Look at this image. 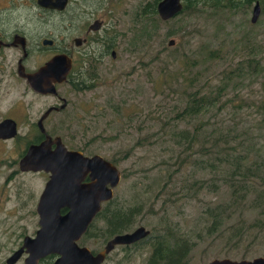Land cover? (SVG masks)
Wrapping results in <instances>:
<instances>
[{
  "label": "rangeland",
  "instance_id": "obj_1",
  "mask_svg": "<svg viewBox=\"0 0 264 264\" xmlns=\"http://www.w3.org/2000/svg\"><path fill=\"white\" fill-rule=\"evenodd\" d=\"M145 1L147 0H109V34H121L116 35L114 40L116 57L113 58L109 53L102 63L96 65L94 69H97L98 77H94L98 79L97 86L90 91H84L83 95H74L73 101L78 103L75 104L78 107L73 110L81 117L82 127L85 124L91 127L90 136H97L94 146L98 154L112 158L128 151L126 158L119 161L118 167L122 177L115 194L117 201L124 207L141 204V211L136 215L134 226L140 222L154 233V230L170 225L179 229L183 237H192L195 247L188 256V264H205L220 258L251 260L264 257V230L258 239L254 240L257 228L248 229L244 240L241 238V241L236 239L233 242L232 246L237 250L229 251V246L225 244L230 234L226 233L221 237L222 232H217L216 228H206L211 220L207 218L211 217L207 214V205L219 201L224 202L226 206L231 198L230 190L223 184L216 193L207 191L206 188H198L202 180L210 177V167L205 165L206 156L202 151H193L199 147L200 141L194 142L192 149H186V141L180 142L173 138L171 130L166 128L173 124H164L166 119L169 121L176 114L173 109L182 104L184 89L205 83L206 79L200 77L203 70H206L208 76L213 78L212 82H215V77L222 73L223 68L236 63L247 53L245 44H248L247 37L251 32L255 33L254 39L264 45L262 6L260 5L261 12L255 23L250 20L252 5L246 13L229 15L227 12L207 9L196 14H179L162 21L156 42L148 47L149 55L144 59L145 62L159 51L160 44L167 45L170 38L174 39V45L177 46L175 52L187 51L190 48L197 56H204L206 47H221L222 56L200 60L201 69H198L195 66H187L179 58L173 60V49L164 51L160 54V66L167 62L172 71L185 67L190 71L185 73L189 81L181 79L176 81L172 88L161 89L156 77L158 63L142 65L127 45L126 30L135 9ZM171 25L174 26L175 33L166 36ZM186 29L190 31L187 32ZM230 42L238 47L243 44L242 50L234 51ZM96 51L98 52V49ZM258 58L264 61V51ZM92 60L93 58L90 64ZM88 70L90 68L86 71ZM119 74L123 76L116 78ZM17 78L15 75H1L0 71V120L6 115H11L17 116L21 121L18 134L14 138L0 141V264L5 263L11 253L21 245L25 236L35 234L38 228L36 204L46 181L43 174L18 170L19 153L25 142L35 134L34 129H27L22 121L26 116L35 118L39 115L44 103L37 100L31 92H26L25 90H29L28 86ZM209 84L214 85L210 81ZM120 98L128 99L130 105L117 114L112 111L110 104ZM226 98L232 100L223 109L225 114H218V120L222 121L224 126L245 125L254 128V132H259L261 137L251 136L257 138L256 141L264 149V113L258 109L261 101L259 78L252 76L239 85V88L229 89ZM239 103L242 108L234 106ZM71 119L72 117H67V122L58 129L65 131L70 127L79 138L83 129L74 128L73 121L76 119H73L72 123ZM185 121L178 122V127L192 131L199 124L198 120L193 118L189 122ZM208 124L210 127L215 123ZM76 140L81 143L79 139ZM174 141H177L178 145H174ZM180 157L187 160L184 161L183 167L177 168V159ZM123 172L126 173L125 177ZM241 214L243 215L242 211ZM244 216L249 222L253 215L250 211H245ZM239 220L236 214H232L225 230L233 228ZM96 223L101 226L104 221L97 219ZM237 233L234 232L230 236ZM93 247L100 246L94 244ZM247 248H250V251L244 253ZM140 251L146 253V250ZM114 254L112 257L115 264H137L138 261L145 264L146 257L127 262L121 259L122 254L119 251Z\"/></svg>",
  "mask_w": 264,
  "mask_h": 264
},
{
  "label": "trees",
  "instance_id": "obj_2",
  "mask_svg": "<svg viewBox=\"0 0 264 264\" xmlns=\"http://www.w3.org/2000/svg\"><path fill=\"white\" fill-rule=\"evenodd\" d=\"M158 1L160 0H147L140 3L135 9L128 26L129 28L126 30L128 35L127 45L140 59L139 63H142V65L151 62L158 63L156 74L158 87L170 89L178 80L189 81L185 73L190 70L185 67L172 71L167 62H163L160 66L159 59L161 53L168 49H173L171 52L173 60L179 58L187 66H195L201 69L200 60L204 58H221L222 48L206 47V55L197 56L195 51L190 48L187 51L175 52L174 49L177 46L160 44L159 51L151 56L148 62H145L144 59L149 55L148 47H151L156 42L159 35L160 23L163 21L158 16L156 10ZM256 1L262 6V12L264 13V0H182L183 9L177 15L184 13L196 14L207 9L216 10L217 12H227L229 15L246 13ZM186 31L189 32L190 30L186 29ZM174 33V26L171 25L165 35L171 36ZM116 35L121 34L117 32ZM116 35L110 36L109 44L105 46L107 51L116 49L114 42ZM254 35L255 33L251 32L250 36L247 37L248 44H245L247 53L236 63L223 68L222 73L215 77V82H212L213 78L208 76L206 70H203L200 73V77L206 79L205 83L197 87L189 86V88H185L182 104L173 109L176 114L171 120H175L176 122L170 123L171 120L167 121V119L164 121V124H173L166 126V128L171 130L173 138H176L180 142L186 141V149H192L194 142L200 141L199 147L193 149V151L195 153L202 151L203 155L206 156L205 165L210 167V177L202 180L198 184V188H206L207 191L215 193L222 184L227 185L229 188L231 198L226 206L224 202L219 201L212 205H207V214L211 216H207V218L211 220L210 224L206 226L207 229L216 228L217 232H222L221 237H224L226 233L231 235L234 232H238L232 237L230 235L227 237L229 240L225 245L229 246V251L237 250L232 246L233 242L236 239L241 241V238L244 240L248 229L257 228L254 240H257L264 230V149L256 141L257 138L254 137H261V135L259 132L255 133L254 128L245 125L224 126L222 121L218 120V114L221 112L225 114V110L223 109L232 100L231 98L225 99V96L229 93V89L239 88V85L252 76L259 78L261 101L258 109L261 113H264V61L258 58L264 51V45L255 40ZM231 45L233 46L232 49L237 52L241 51L243 47V44L239 47L235 46L236 44L231 43ZM177 68L180 67L177 66ZM122 76V74H119L116 78H121ZM94 78L93 68L90 66V70L86 71L85 85L82 89L89 90L95 88L98 84V79L95 78L96 80L94 81ZM209 81L214 85H210ZM128 105H130L128 99L120 98L117 102H112L110 107L113 112L119 114ZM234 106L242 108L241 103ZM100 109L102 110L103 108ZM202 117H205L204 120H201ZM192 118L197 119L199 122L192 131L178 127L177 123L181 122V120L189 122ZM72 120H70L71 123ZM211 122L215 124L208 127V123ZM82 126H79L81 127L80 129H83L80 132L79 138H77L76 132L72 131L70 127L65 131L61 129H53V131L61 133L65 139L69 137L67 140L73 148L82 149L87 153H97V148L94 146V140H96L97 136H90L92 134L90 133L92 131L90 126L86 124L84 127ZM36 131L39 133L38 130ZM198 136L200 137L197 138ZM74 138L79 139L81 143H78L79 141L74 142ZM30 143H33V140H27L23 148ZM174 145H178V142L174 141ZM23 148L19 154L23 152ZM127 155L128 151L124 155L117 157L108 158L103 156L118 166L119 161L125 159ZM183 158L177 159V168L184 166V161L187 159ZM125 176L126 173L123 172V177ZM124 209L123 205L117 201V197L113 198L109 202L108 207L101 210L97 218L102 219L104 225L100 226L96 223L92 228L94 237L106 240L111 235L124 232V228L130 225V212L133 210V213H140L141 204L136 203L133 206L124 207ZM125 211L127 212L125 213ZM150 211L152 212L153 210ZM245 211H250L253 215L251 217L252 220L249 222L246 221V216H244ZM232 214H236L240 220L233 228L225 230V227L229 225L226 223ZM231 239L234 240L231 241ZM149 245L151 253L147 258L146 264H182V257L186 259L183 264H188V255H190L195 247L192 237H183L180 235L179 229H175L170 225H164L163 228L154 230V233H151ZM250 248L245 249L244 253L249 252Z\"/></svg>",
  "mask_w": 264,
  "mask_h": 264
},
{
  "label": "flooded vegetation",
  "instance_id": "obj_3",
  "mask_svg": "<svg viewBox=\"0 0 264 264\" xmlns=\"http://www.w3.org/2000/svg\"><path fill=\"white\" fill-rule=\"evenodd\" d=\"M109 9V0H67L65 6L61 9L47 7L45 4H42L40 0H0L1 75H15L18 77L17 79L24 81L28 86L29 90H25L26 92H31L37 100L43 101L44 103V107L39 111L40 113L38 112L39 115L35 118H28L26 116L25 120L22 121L27 129L33 128L35 130V134L30 138L33 140V143H39L45 138L46 134L52 137L59 135L67 149L79 150L86 156L96 154L87 153L79 148H73L67 140L69 137L65 139L61 133H55L53 129L61 128L67 122V117L69 116L72 117V119H77V121L72 120L74 128L83 125L81 123V117L73 110L78 107V105L75 106V104L78 103H74L73 96L83 95L85 93L84 91L91 90L82 89L85 85L84 79L86 70L92 66L93 74L97 76V69L94 68L98 63H102L103 58L109 53L111 54L112 50H114L111 49L110 52L105 49L106 44H109L110 38L108 30ZM97 49L98 52L96 51ZM59 53H65L71 57L72 67L65 81L54 83V92H37L27 84L24 77L19 75V68L23 72L31 73L45 64L53 55ZM92 58L93 60L90 64ZM87 59L88 62H86ZM82 60L85 62L83 63ZM11 65L13 66L12 68L9 67ZM6 66H8V68H6ZM93 80L95 81V79ZM32 103H34V100ZM32 103H30V105ZM45 113L46 116L42 120V125L45 129V133H43L39 129L38 122ZM59 115L61 117H59ZM6 118L14 119L17 128H19L21 121L17 116L6 115L0 121ZM36 130H38L39 133H37ZM0 141L3 140L0 139ZM76 141L78 140L74 138V142ZM24 149L25 148H23V152ZM23 152L19 154V158L22 156ZM33 173L43 174L46 177V181L49 177V173L43 171ZM83 182H90L88 175L83 179ZM117 187H119V183L113 190L112 198L102 202L101 210L106 209L109 202L117 197L115 194ZM101 210L96 214L85 232L77 241V246L79 248L88 249L93 256L101 252L115 236L131 233L137 227L142 226L140 222L137 226L133 225L136 223V215L138 212L133 213L132 210L130 212V225L124 228V232L111 235V237H107L106 240H104V238L100 240L94 237L92 228L96 224ZM66 211L67 207L61 209L62 214ZM126 212L127 211H125V213ZM148 230L150 234L146 238L131 244L114 246V248L105 255L102 264H115V259L112 255L113 253L116 254L118 251L122 254L121 259L123 261L131 262L132 260H141V258L146 257V264L147 258L151 253L149 242L151 233L153 232L152 229ZM34 235L35 234L31 237ZM94 244L100 247L94 248ZM140 250H146L147 254ZM26 257L27 255L24 254L18 262L22 261L24 264V259ZM58 257L57 255L41 257L38 260V264H54ZM241 260L244 259L235 261ZM184 261H186V259L182 257V264ZM18 262L16 264H18ZM137 264H141L140 261H138Z\"/></svg>",
  "mask_w": 264,
  "mask_h": 264
},
{
  "label": "water",
  "instance_id": "obj_4",
  "mask_svg": "<svg viewBox=\"0 0 264 264\" xmlns=\"http://www.w3.org/2000/svg\"><path fill=\"white\" fill-rule=\"evenodd\" d=\"M67 0H40L47 7L61 9ZM182 0H160L156 10L161 20L166 21L180 13ZM261 6L256 1L252 7L251 22L260 15ZM175 44L170 38L168 46ZM111 56L116 57L112 50ZM72 67V59L65 53L53 55L45 64L31 73L18 69L19 75L35 91L51 93L54 83L65 81ZM54 90V91H53ZM47 113V112H46ZM38 126L45 133L42 120ZM18 134L16 121L6 118L0 121V139L7 140ZM54 145V147H53ZM21 172H46L49 177L38 197L36 213L38 228L35 235L25 236L21 246L15 250L4 264H16L26 254L24 264H38L41 257L57 255L54 264H102L105 255L116 245L131 244L146 238L150 232L139 226L131 233L115 236L104 249L93 256L88 249L79 248L77 241L85 232L101 204L113 196V190L121 179V171L111 161L96 153L86 156L79 150H69L59 135L46 134L39 143H30L18 160ZM89 176L90 182H83ZM67 207L65 213L61 209ZM205 264H264V257L235 261L228 258L214 259Z\"/></svg>",
  "mask_w": 264,
  "mask_h": 264
}]
</instances>
